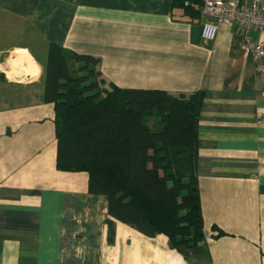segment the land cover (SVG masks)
Returning a JSON list of instances; mask_svg holds the SVG:
<instances>
[{"label":"crops","instance_id":"crops-1","mask_svg":"<svg viewBox=\"0 0 264 264\" xmlns=\"http://www.w3.org/2000/svg\"><path fill=\"white\" fill-rule=\"evenodd\" d=\"M206 18L173 0H0V264H264V57L243 51L234 23L204 43ZM251 36L264 48V32ZM50 42L96 57L102 90L203 91L197 245L118 221L107 241L106 196L89 193L86 172L55 166Z\"/></svg>","mask_w":264,"mask_h":264},{"label":"trees","instance_id":"trees-1","mask_svg":"<svg viewBox=\"0 0 264 264\" xmlns=\"http://www.w3.org/2000/svg\"><path fill=\"white\" fill-rule=\"evenodd\" d=\"M174 4L200 16L202 0ZM97 62L48 45L43 101L55 111L56 168L86 172L89 193L106 196L109 243L118 221L146 236L164 234L171 247H194L204 237L196 173L203 91L102 90Z\"/></svg>","mask_w":264,"mask_h":264},{"label":"built area","instance_id":"built-area-1","mask_svg":"<svg viewBox=\"0 0 264 264\" xmlns=\"http://www.w3.org/2000/svg\"><path fill=\"white\" fill-rule=\"evenodd\" d=\"M200 12L207 17L200 31L204 43L215 39L221 24L234 23L241 29L243 51L264 57L262 40L251 36V31L264 32V0H202ZM260 122L264 124V118Z\"/></svg>","mask_w":264,"mask_h":264},{"label":"bare ground","instance_id":"bare-ground-1","mask_svg":"<svg viewBox=\"0 0 264 264\" xmlns=\"http://www.w3.org/2000/svg\"><path fill=\"white\" fill-rule=\"evenodd\" d=\"M23 59H27V54L25 52H19V55H18V58H17V61H23ZM14 62H16L14 60ZM13 63V62H12ZM15 64V63H14ZM15 66V65H14Z\"/></svg>","mask_w":264,"mask_h":264},{"label":"rangeland","instance_id":"rangeland-1","mask_svg":"<svg viewBox=\"0 0 264 264\" xmlns=\"http://www.w3.org/2000/svg\"><path fill=\"white\" fill-rule=\"evenodd\" d=\"M152 122H153V119L151 118V119H150V123H152Z\"/></svg>","mask_w":264,"mask_h":264}]
</instances>
